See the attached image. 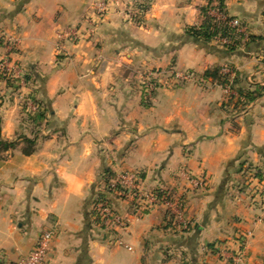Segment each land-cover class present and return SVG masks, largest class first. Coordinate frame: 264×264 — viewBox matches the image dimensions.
<instances>
[{"label":"crops","instance_id":"crops-1","mask_svg":"<svg viewBox=\"0 0 264 264\" xmlns=\"http://www.w3.org/2000/svg\"><path fill=\"white\" fill-rule=\"evenodd\" d=\"M98 1L0 0V34L16 41L12 52L0 43V61L17 62L27 81L0 78L1 135L37 140L34 154L19 148L0 161V264L28 255L50 229L47 264H233L222 250L234 252L246 231L254 236L242 264H264V211L252 207L240 172H264V0H223L246 29L234 52L185 35L218 0H120L146 4L147 27L112 14L90 35ZM74 28L80 38L61 37ZM222 67L234 73L229 93L205 75ZM151 69L202 78L160 88L148 102L136 80ZM246 92L257 96L249 104ZM30 95L45 109L42 120L24 112ZM184 168L207 185L191 187L179 177ZM106 169L139 171L146 189L175 191L187 225L110 196L127 229L88 224L87 204Z\"/></svg>","mask_w":264,"mask_h":264},{"label":"built area","instance_id":"built-area-1","mask_svg":"<svg viewBox=\"0 0 264 264\" xmlns=\"http://www.w3.org/2000/svg\"><path fill=\"white\" fill-rule=\"evenodd\" d=\"M107 1L99 4V11L105 12L107 9ZM102 14V13H101ZM228 25L237 33H245L246 29L237 19L228 21ZM79 38L77 31H70L66 36ZM0 74L8 79L19 81L22 86H25L27 81L24 71L16 63L9 59H4L0 64ZM33 111H36V105L33 104ZM181 178L194 188L205 187L208 179L205 176L196 177L190 171L184 170L181 173ZM249 196L251 198L252 207L264 211V180L252 177L249 180ZM108 194L119 200L129 201L132 207L139 214H148L156 210H163L166 220L174 227H185L186 205L184 200L172 195L171 190L157 189L148 190L143 186L142 175L139 171H124L116 173L109 179ZM92 209L101 217L106 227L112 231L120 232L127 229L125 219L119 215L113 208L110 199L106 201H98L92 205ZM261 218V217H260ZM260 222V219L258 220ZM252 231L241 232L238 241L237 249L228 251L222 250V253L228 254L231 257L233 264H242L245 261V244L253 238ZM56 239V231L54 229L47 230L40 236L36 247L26 256L20 258L16 262L7 264H47L51 253L53 252L54 242ZM122 244V241H118Z\"/></svg>","mask_w":264,"mask_h":264},{"label":"rangeland","instance_id":"rangeland-1","mask_svg":"<svg viewBox=\"0 0 264 264\" xmlns=\"http://www.w3.org/2000/svg\"><path fill=\"white\" fill-rule=\"evenodd\" d=\"M104 1H107V3L109 5H107V9L103 13V12L99 11L98 7H100L99 4L104 2ZM216 7H218V6H216ZM216 7H213L212 9L210 8L209 16L211 18H213L214 21H224V20L226 21L229 17L227 15L222 14ZM146 8H147L146 4H143V3L141 4V2L136 3V4H131V3L124 4L120 0H99L95 4L94 16L92 15V17H90V23H89L90 27L87 29V32L90 35H93L96 32L97 28L100 27L101 25H103L105 23V21H107L108 17L112 14H121V16H123V19L125 22L139 26V27L146 28L147 27V23H146L147 22L146 21L147 9ZM233 19H237V18H231L228 21L233 20ZM237 20L240 21L239 19H237ZM240 23H241V21H240ZM70 31H77V33L79 34L78 29L74 28V30H70ZM70 31H64L63 33H61V37L62 38H65V37L69 38L70 37V38L75 39V37H73V36H70V35L66 36V34ZM238 35L244 36L245 33H238ZM79 38H80V36H79ZM2 42L5 44L4 46H6V48H10V52H12L14 48H16V41H14L13 39H11L9 37H6L3 34H0V43H2ZM213 43H215L214 47H218V46L222 47L223 44L224 45L228 44L227 40L222 39V38L215 39L211 44H213ZM209 46H206V47H209ZM214 47H211V48H214ZM3 60L4 59H2L0 61V64ZM220 72L224 76H229V75L234 74L231 72V70L228 67H222ZM25 77H26V75H25ZM0 78L2 80H5L6 82H8L10 80L11 83L16 82V83H18L19 86L22 85L19 81H16L15 79H14V81H13V79L7 80L1 74H0ZM201 78H199L198 75L194 71H191V70H175V69H167V70L154 69V70H152L151 69L147 72L141 73L140 76H138V80H136V81L139 82L140 86L143 89L144 100L151 102L152 99L154 98L156 92L160 88H163L165 86L170 87V88L171 87H177V86L184 85L187 82H191V81L201 82ZM226 79H227V82L223 85H221V84L220 85L223 88L225 87V90L228 91V93H229V92H231V89L229 88L230 86L228 84H231L232 82H234V80H230L228 77ZM231 95H233V94H230V96ZM33 104L36 105V108H37L36 111L32 110ZM23 108H24V112L26 113L28 119L31 121H33V119H37V118L41 119V120L44 118L43 117L45 114L44 107L43 106L41 107L38 100L36 98L32 97L31 95L27 96L25 98L24 103H23ZM243 169H241V171H240L241 173L243 172L242 177L243 176L245 177V175H246V177H248V180H250L252 177L259 178L256 176V174L258 175V173L264 174V172H261L262 171L261 168L257 169V171H256L254 169V167L252 168V167H250V165L246 169V172H244ZM184 170H187V169L184 168L181 171V173ZM181 173L179 175L180 178H181ZM241 182H242V180H240V183ZM97 192L106 193L107 199L109 198L108 196L113 197V196L108 194V188L104 184L101 188L98 189Z\"/></svg>","mask_w":264,"mask_h":264},{"label":"trees","instance_id":"trees-1","mask_svg":"<svg viewBox=\"0 0 264 264\" xmlns=\"http://www.w3.org/2000/svg\"><path fill=\"white\" fill-rule=\"evenodd\" d=\"M218 7H216L222 14L226 15L223 0H218ZM211 7L203 8L202 15L204 16V20L199 26H191L188 27L185 31V35L189 41L194 42L197 45L206 47L209 46L215 39L222 38L227 40L228 44L223 45V47L228 52H234L238 46L241 45L242 36L238 35L234 29H232L228 25V20L231 19L230 17L225 21H214L213 18L209 16V10ZM253 39V37H251ZM214 49V48H212ZM206 77L211 76L215 80L219 82V84L223 85L227 82V77L220 73V69L216 68L214 70H208L205 73ZM28 79V78H27ZM8 83H11L9 80ZM245 98L246 104L253 102L256 99V95L254 92H246L243 94ZM21 148L22 152L30 156L34 154L37 150V140L28 138L27 136H19L16 140L8 141L4 140L1 135V128H0V161L4 160L8 153L13 152ZM243 169V165L241 166ZM114 176L110 170L106 169L103 171V184L108 186L109 179ZM260 180H264V174L258 173L256 174ZM159 190V189H158ZM171 194H177L175 191L171 190ZM106 201L107 194L102 192H96L93 190L91 198L88 201L85 216L86 221L90 225H98L101 228H107L101 217L96 213L95 210L92 209V205L98 201Z\"/></svg>","mask_w":264,"mask_h":264}]
</instances>
